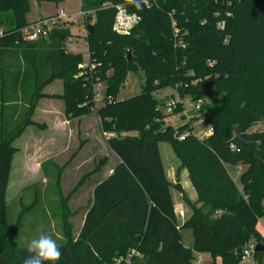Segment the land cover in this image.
Returning a JSON list of instances; mask_svg holds the SVG:
<instances>
[{"label":"trees","instance_id":"obj_1","mask_svg":"<svg viewBox=\"0 0 264 264\" xmlns=\"http://www.w3.org/2000/svg\"><path fill=\"white\" fill-rule=\"evenodd\" d=\"M118 5L139 18L128 36L112 31ZM80 6L86 31L94 21L85 38L94 66L87 82L73 78L83 58L68 50V29L23 42L33 24L27 21L29 0H0V264H23L29 255L16 245L17 228L8 227L6 192L16 153L12 144L36 125L32 116L40 99L62 101L69 119L99 116L103 133L111 135L107 148L118 161L94 187L72 252L64 241L56 264H112L113 244L137 250L142 260L133 264H193L196 254L240 264L249 245H264L255 227L264 217V171L257 165L264 163V0H80ZM172 22L179 30L176 42ZM130 75L140 77V92L118 101ZM56 80L62 94H43ZM99 83L113 102L94 112L91 86ZM166 89L202 102L212 136L177 140L185 128L166 126L163 103L153 97ZM159 143L170 146L177 172H186L195 193L193 203L185 200L190 213L181 224ZM227 168L242 170L241 190ZM55 181L59 187V174ZM180 229L191 230L192 251L183 247Z\"/></svg>","mask_w":264,"mask_h":264},{"label":"rangeland","instance_id":"obj_2","mask_svg":"<svg viewBox=\"0 0 264 264\" xmlns=\"http://www.w3.org/2000/svg\"><path fill=\"white\" fill-rule=\"evenodd\" d=\"M30 5V11L28 14L29 19H35L39 16L41 17H50L55 15L56 13L62 11L66 19L63 21L64 23H61V27L63 29H68L69 34L71 35L70 38V44H69V51L74 54H79L82 56L83 61L86 59V40L87 38V32L85 29L86 22L83 20L82 17H80V0H64L62 4L59 6H56L50 2L44 1V0H29ZM43 19V18H42ZM40 21V19H38ZM37 22V21H35ZM94 24V21H90L89 25L92 26ZM25 35V33H24ZM1 38V36H0ZM25 41V38L23 37V42ZM26 42V41H25ZM74 79L76 78L73 77ZM140 77L135 75H130L124 85L123 88L120 89V92L118 93L117 100L123 101L130 97L133 98V96H136L140 92ZM54 89H48L50 91L55 92V90L61 86L62 82L59 80H56L53 84ZM57 86V88H56ZM60 88V87H59ZM176 97V94L171 89L162 90L160 92L154 93L153 97L159 101L160 103H163L167 97ZM62 102V101H61ZM63 104V102H62ZM64 108V104H63ZM94 115V116H91ZM87 116H81L79 118L75 119H81V118H87L89 119V123L91 125H88L89 127L94 126L95 128L94 134L98 135V139L101 140L103 145L93 144L89 145L87 150H85V157L95 156L97 158L98 156H106V164L104 169L109 170L113 165H115L116 159L110 155L108 152V148L105 146L106 144V138L103 137V130L102 126L100 124L99 116L96 114H91ZM39 118V115H37ZM66 117V115H65ZM67 118V117H66ZM91 120L94 122L92 123ZM166 126H172L175 128H179L183 125V122L180 120L179 116L174 115L170 116L166 120ZM37 127V126H36ZM39 127V126H38ZM196 129H199L198 126H196ZM257 128H255L256 130ZM108 136L111 137L109 133H106ZM127 136H136V133H128ZM25 137L22 138L20 141H14L13 147L16 148H22L23 143H25L28 139ZM95 141H98L95 139ZM93 143V142H92ZM77 148V143L73 141V143L69 146V152H72ZM159 154L161 157V161L164 167L165 175L167 181L172 186V195L174 197V204H180L184 214L182 215L178 214L179 222L184 221L187 219L188 214L190 213V209L187 207V203L185 200L189 201L190 203L194 202V194H193V187L191 185V182L189 181L187 174L184 170H180L177 172L179 167V161L176 159L173 151L171 150L170 146L165 143H159L158 144ZM65 156H60L59 160L62 162L64 160ZM90 158V157H89ZM91 161L85 165L81 171H75V168L69 169L68 172H65L62 174V178L60 181V187L57 186L55 177L57 173L53 174V176L48 179V184L43 185L38 178L37 180H33L32 182H29V179L20 178L22 175L20 174L18 168L14 169V167L11 170L10 173V179L6 194V206H7V223L8 227L13 230L17 228L16 230V236H15V242L18 248H27V245L30 243V241L34 238H38L40 235H49L56 239L58 245H61L64 241L68 242L70 249L71 245L74 240L76 239V236L79 232L80 226H81V217L83 214V210H85L89 204L88 199L90 198V189L91 185L95 182L99 181L101 176L104 177V173L98 178L96 175L90 180H87L82 185V188L80 191L75 195L74 197H71L70 200L65 199V197L69 194V192L72 191V189L75 188L77 183L82 179L83 173H86L89 168L92 167ZM18 166V164H14V166ZM228 173L230 177L232 178L233 182L235 183V186L238 190H241V185L239 182V177L242 172L240 169L233 170L232 168H227ZM45 188L49 197H52L54 199H49V206L50 209L58 211L57 215H54V217L46 220L45 215L42 213V210L44 206L37 205V198L39 197V191L41 188ZM59 189V190H58ZM193 190V191H192ZM77 191V190H74ZM59 192V193H58ZM190 192V193H189ZM73 193V192H71ZM60 194V196H59ZM57 201V202H56ZM63 201V202H62ZM35 202V204H34ZM32 206L28 212L23 213V215L20 217L21 212L23 209H26L28 207ZM77 209L76 215L72 212ZM74 215V216H73ZM20 217V226L17 227V222ZM45 218V220L43 219ZM256 230L259 233L260 237L262 238V241H264V217H260L256 222ZM180 234L182 237V241L189 250H193V237L191 230L189 229H180ZM140 241V239H139ZM69 252H72V249L69 250ZM135 253L137 254L136 257H134L130 264H133L134 260H142V256L140 253L133 249V250H127L123 247H119L117 245H112V255L111 260L112 264H126L125 260L127 257L131 254ZM195 260L193 264H196L198 261V264H222L219 259L213 260L206 254H196L194 255ZM264 264V254L260 255H253V252L251 255L244 260L240 262V264Z\"/></svg>","mask_w":264,"mask_h":264},{"label":"crops","instance_id":"obj_3","mask_svg":"<svg viewBox=\"0 0 264 264\" xmlns=\"http://www.w3.org/2000/svg\"><path fill=\"white\" fill-rule=\"evenodd\" d=\"M42 18L44 17L39 16L35 19L28 18L27 21L34 23L35 21H38V19H42ZM54 82H52V84L46 86L43 89V94L48 96H52V95L59 96L62 94L61 86H59L60 88L59 87L57 88L56 86L57 89L55 90V92L53 90L46 93V91H49L48 89H54L53 86ZM33 114L34 115L32 116V121L36 125L26 127L23 133L14 140V141H19V140L21 141L22 138L25 137V135L27 137L26 139H28L25 143H23L22 148L18 149L14 147L16 149V153L14 154L12 159L11 170L13 167L14 169H16L17 167L20 174L22 175L20 178H24L26 180L29 179V182H32L33 180L35 179L37 180L39 178L43 185H47L49 181L48 179H50L53 176V174L57 173L59 174V185H60L62 174L68 172L69 169L71 168H75V171L80 172L81 169H83L85 165L90 161L92 163L91 164L92 167L89 168V170L86 173H83V177H82L83 180L80 179L79 182H81L82 180V183L80 184L85 185L84 183L87 180L92 179L96 175L99 178L102 175V173L105 174L104 177L101 176L99 181L91 185L90 198L88 199L87 202L89 206L85 210H83V214L81 217L82 223L80 226L81 229L86 213L92 204V192L94 187L98 183L106 179L112 173V169L118 162L117 158L108 150L110 155H112L116 159V162L115 165L111 167V169L106 170L104 169L103 166H105L107 162L106 161L107 155L98 156L97 158H95V156L91 158L90 155H89L90 158L87 156L85 157L86 154L84 155L83 153H85V150H87L89 145L92 146L93 144L95 145L98 144L100 146L103 145L101 140L98 139V135L94 134L97 124L96 127H94L95 125L89 127L88 125L91 124H88L89 119L85 117L81 119L66 118L64 115L63 104L60 100L40 99L36 104ZM37 115H39V118L37 117ZM91 122L93 123L94 121L91 120ZM95 139H97L98 141H95ZM73 141L77 143V148H75V150H73L72 152H69V146L73 143ZM105 146L107 147L106 144ZM60 156L63 157L65 156L62 162L59 160ZM104 159H105L103 163L104 165L99 168L98 166L99 163ZM14 164H18V166L17 165L14 166ZM97 166L98 169H96ZM79 182L77 183L75 188L72 189L71 192L73 193L69 192V194L65 197V199L70 200L71 197L77 195V193L82 188V185H79ZM7 189H8V185H7ZM193 194L195 196L194 191ZM52 197H49L44 187L41 188V190L39 191V197L37 198L36 204L44 206L42 213L45 215L46 220L48 219V217L50 219L54 217V215H57L58 213V211L54 212V210H52L53 208L50 209V207H48L49 199L51 198V200L54 201L53 199L54 197L53 198ZM173 203H174V198H173ZM72 213L76 215L77 209L74 210ZM174 213L177 217L178 223L181 224L183 221L179 222L178 214L182 215V213L184 214V211L180 204H174ZM43 219L45 220V218ZM181 242L183 247L189 250L187 247H185L182 241V237H181Z\"/></svg>","mask_w":264,"mask_h":264},{"label":"built area","instance_id":"obj_4","mask_svg":"<svg viewBox=\"0 0 264 264\" xmlns=\"http://www.w3.org/2000/svg\"><path fill=\"white\" fill-rule=\"evenodd\" d=\"M257 1V0H254ZM80 17L83 19L86 17V14L80 11ZM66 19L63 12L60 11L55 15L47 18L40 19V21L34 22L29 27L24 30L25 33V41L26 42H36L39 39H46L51 30L61 27V23ZM139 18L135 14H131L127 12V10L118 5L115 8V16L112 25V31L118 36H128L131 31L138 25ZM174 22H172L173 28V40L177 41L179 37V30L176 28ZM1 34V31H0ZM86 59L79 66L78 74L76 78L82 79L85 82L90 80L92 71L94 70V66L89 62V53L86 47ZM93 104L92 110L96 112L97 108L103 103H112V99L110 96H105V88L103 85L94 84L91 86V101ZM160 112L164 115L165 119L163 120L166 124V120L170 116L177 115L180 120L183 122V125L180 127H184L183 132L177 133V140L184 141L186 138L190 136H194L199 140L212 136L213 128L208 124V120L203 116L202 112V102L200 100L190 102L189 100L179 99L176 97H167V99L163 102L161 106ZM196 126L199 129H196ZM175 128V127H174ZM103 137L107 139L110 138L106 133L102 134ZM232 151L235 150L234 145H230L229 147ZM253 244L249 245V247L243 252L242 260L249 257L252 253ZM137 254L131 253L127 259L125 260L126 264H130V261L136 257ZM198 264V261L196 262Z\"/></svg>","mask_w":264,"mask_h":264},{"label":"clouds","instance_id":"obj_5","mask_svg":"<svg viewBox=\"0 0 264 264\" xmlns=\"http://www.w3.org/2000/svg\"><path fill=\"white\" fill-rule=\"evenodd\" d=\"M134 3L135 0H129ZM27 255L23 264H56L62 256L60 246L56 239L49 235H40L27 245Z\"/></svg>","mask_w":264,"mask_h":264},{"label":"water","instance_id":"obj_6","mask_svg":"<svg viewBox=\"0 0 264 264\" xmlns=\"http://www.w3.org/2000/svg\"><path fill=\"white\" fill-rule=\"evenodd\" d=\"M87 34H91L92 32V26H88L87 27ZM126 59L128 61V63L132 62V58H131V52L128 50L126 51ZM235 136H239V131H235ZM259 170L264 171V163H257ZM253 255H260V254H264V245L258 243V242H253V249H252Z\"/></svg>","mask_w":264,"mask_h":264}]
</instances>
